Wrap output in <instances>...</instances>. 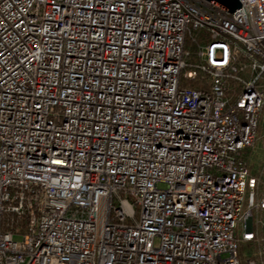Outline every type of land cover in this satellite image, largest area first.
Here are the masks:
<instances>
[{
  "label": "built area",
  "instance_id": "1",
  "mask_svg": "<svg viewBox=\"0 0 264 264\" xmlns=\"http://www.w3.org/2000/svg\"><path fill=\"white\" fill-rule=\"evenodd\" d=\"M240 1L0 0V264H242L264 0Z\"/></svg>",
  "mask_w": 264,
  "mask_h": 264
},
{
  "label": "trees",
  "instance_id": "2",
  "mask_svg": "<svg viewBox=\"0 0 264 264\" xmlns=\"http://www.w3.org/2000/svg\"><path fill=\"white\" fill-rule=\"evenodd\" d=\"M264 128L263 123L260 126V131ZM264 135L258 138L257 142L263 141ZM251 152V150H250ZM251 176L256 178V202H260L264 196V165L256 167L251 166ZM252 227L255 237L252 240H243L238 234L239 254L242 264H247L248 259L253 258L257 264H264V208L259 204L252 208ZM5 221L17 220L16 215L7 213L4 217Z\"/></svg>",
  "mask_w": 264,
  "mask_h": 264
},
{
  "label": "water",
  "instance_id": "3",
  "mask_svg": "<svg viewBox=\"0 0 264 264\" xmlns=\"http://www.w3.org/2000/svg\"><path fill=\"white\" fill-rule=\"evenodd\" d=\"M207 1L223 7L230 13L236 11V9L242 6V2L240 0H207ZM249 227H250L249 229H252L251 221Z\"/></svg>",
  "mask_w": 264,
  "mask_h": 264
},
{
  "label": "rangeland",
  "instance_id": "4",
  "mask_svg": "<svg viewBox=\"0 0 264 264\" xmlns=\"http://www.w3.org/2000/svg\"><path fill=\"white\" fill-rule=\"evenodd\" d=\"M263 126H264V123H263ZM259 135L261 136L264 135V128L259 132ZM253 162L256 167L264 165V152L262 151L255 152Z\"/></svg>",
  "mask_w": 264,
  "mask_h": 264
}]
</instances>
